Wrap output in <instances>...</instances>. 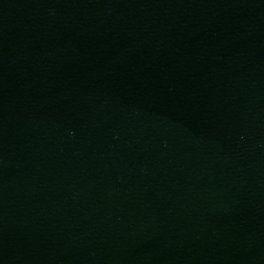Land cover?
Wrapping results in <instances>:
<instances>
[{"label":"water","instance_id":"water-1","mask_svg":"<svg viewBox=\"0 0 264 264\" xmlns=\"http://www.w3.org/2000/svg\"><path fill=\"white\" fill-rule=\"evenodd\" d=\"M0 264H264V0H0Z\"/></svg>","mask_w":264,"mask_h":264}]
</instances>
